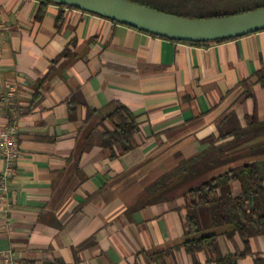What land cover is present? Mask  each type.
Returning <instances> with one entry per match:
<instances>
[{
  "label": "crops",
  "instance_id": "0c3cea01",
  "mask_svg": "<svg viewBox=\"0 0 264 264\" xmlns=\"http://www.w3.org/2000/svg\"><path fill=\"white\" fill-rule=\"evenodd\" d=\"M9 89L0 129L16 124L19 156L0 196V250L17 264H215L182 246L188 195L149 187L218 138L229 112L241 125L264 118V29L193 44L54 2L0 0ZM118 104L138 125L126 152L109 136ZM218 240L223 252L243 246ZM250 245L264 257L263 236Z\"/></svg>",
  "mask_w": 264,
  "mask_h": 264
},
{
  "label": "trees",
  "instance_id": "16d2710c",
  "mask_svg": "<svg viewBox=\"0 0 264 264\" xmlns=\"http://www.w3.org/2000/svg\"><path fill=\"white\" fill-rule=\"evenodd\" d=\"M130 1L191 18L225 16L264 6V0ZM223 40L227 39L215 41ZM109 116L116 124L110 140L120 146L121 152L131 150L138 130L136 116L124 104H118ZM222 126L224 132L212 138L207 148L165 172L149 189L158 192L157 198H165L171 192L188 195V238L182 246L193 257L205 252L207 262L238 264L240 259L251 256L254 264H264V257L254 252L250 245L252 238L264 237V118L246 116L245 124L241 125L231 111L223 119ZM235 184L239 185L238 191H235ZM219 236L232 242L238 236L243 246L223 252ZM166 252L156 256L163 257ZM191 264L198 262L194 260Z\"/></svg>",
  "mask_w": 264,
  "mask_h": 264
},
{
  "label": "water",
  "instance_id": "95a60500",
  "mask_svg": "<svg viewBox=\"0 0 264 264\" xmlns=\"http://www.w3.org/2000/svg\"><path fill=\"white\" fill-rule=\"evenodd\" d=\"M75 7L180 41H215L264 29V6L210 18H191L164 12L130 0H48Z\"/></svg>",
  "mask_w": 264,
  "mask_h": 264
},
{
  "label": "built area",
  "instance_id": "2783aa9c",
  "mask_svg": "<svg viewBox=\"0 0 264 264\" xmlns=\"http://www.w3.org/2000/svg\"><path fill=\"white\" fill-rule=\"evenodd\" d=\"M13 90H0V108L12 103ZM16 124L10 123L0 129V153L4 159L5 168L0 173V196L3 194L9 184L10 177L14 172V166L19 156V148L16 139ZM0 264H17L16 256L12 249L0 250Z\"/></svg>",
  "mask_w": 264,
  "mask_h": 264
}]
</instances>
